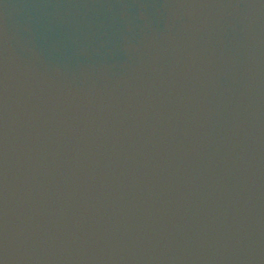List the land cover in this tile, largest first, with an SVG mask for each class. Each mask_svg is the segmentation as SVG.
<instances>
[{
    "label": "water",
    "instance_id": "95a60500",
    "mask_svg": "<svg viewBox=\"0 0 264 264\" xmlns=\"http://www.w3.org/2000/svg\"><path fill=\"white\" fill-rule=\"evenodd\" d=\"M0 264H264V0H0Z\"/></svg>",
    "mask_w": 264,
    "mask_h": 264
}]
</instances>
